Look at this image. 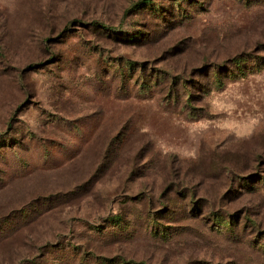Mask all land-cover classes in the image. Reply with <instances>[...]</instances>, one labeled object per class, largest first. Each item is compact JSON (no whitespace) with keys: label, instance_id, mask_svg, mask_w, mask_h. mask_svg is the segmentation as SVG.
I'll return each mask as SVG.
<instances>
[{"label":"rangeland","instance_id":"374dc122","mask_svg":"<svg viewBox=\"0 0 264 264\" xmlns=\"http://www.w3.org/2000/svg\"><path fill=\"white\" fill-rule=\"evenodd\" d=\"M137 1L0 0V264H264V0Z\"/></svg>","mask_w":264,"mask_h":264},{"label":"trees","instance_id":"16d2710c","mask_svg":"<svg viewBox=\"0 0 264 264\" xmlns=\"http://www.w3.org/2000/svg\"><path fill=\"white\" fill-rule=\"evenodd\" d=\"M147 7V6H151V0H138L133 6H132V8L133 9H138V8H142V7ZM92 24H96V23H92ZM98 25V27H100V29L101 30H103V31H108L109 30V28L108 27H106V26H104V25H99V24H97ZM110 31V30H109ZM240 57H238V56H236V57H234V59H232L231 61H232V64H235L236 65V67L240 64ZM229 72V71H228ZM230 73V72H229ZM229 73L227 74V76L229 75ZM216 78V79H215ZM214 81H213V83L215 84L216 82L217 83H219L220 85H221V83H220V77L217 75V76H215L214 75ZM188 196H190V195H188ZM193 204V202H190V203H187L186 205H192ZM195 206H197V203L195 204ZM192 208V207H191ZM191 210V209H190ZM192 211L193 212H196V207H193V209H192ZM168 212V211H167ZM160 216V215H162V214H156V216ZM166 215H168L171 219H176L177 217L175 216V214H174V212H172V211H169ZM211 216H213L212 218V222H213V225L215 226V227H217L218 229H223V230H225V234L226 235H232V234H234L235 233V225H234V220L235 219H237V215H232V216H230V217H226V218H221V217H215L213 214L211 215ZM112 221L114 222V223H119L120 221H119V217H117V219H112ZM148 224H150L149 226L152 228V230L150 231L151 232V234H154V235H157V237H160V238H164V237H167V235H168V233H167V231H166V229H162L161 228V225L160 224H158V223H156L155 221H154V218L153 217H150V219H149V221H148ZM219 232H221V231H219Z\"/></svg>","mask_w":264,"mask_h":264}]
</instances>
